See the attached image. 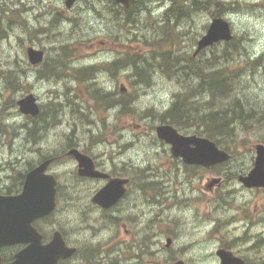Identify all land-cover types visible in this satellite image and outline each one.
I'll list each match as a JSON object with an SVG mask.
<instances>
[{"label":"rangeland","instance_id":"374dc122","mask_svg":"<svg viewBox=\"0 0 264 264\" xmlns=\"http://www.w3.org/2000/svg\"><path fill=\"white\" fill-rule=\"evenodd\" d=\"M126 10L113 0H75L71 8L65 0H0V122L8 124L0 127V193L21 191L19 173L26 174L51 154L58 207L38 223L49 238L60 228L68 241L94 248L91 256L97 255L98 245L104 250L115 246L122 257L143 255L134 252L139 244L133 245L127 229H135L131 233L139 241L151 238L152 257L179 252L164 249L166 233L174 230L184 240L182 248L193 245L198 253L236 235L243 240L247 236L248 242L251 233L264 238V190L239 182L254 167V145L264 144V129L238 130L227 141L231 149L220 144L231 153L230 161L193 168L173 156L171 146L155 132L161 123L158 115L171 105L174 94L183 90L187 95L197 85L183 72L174 76L162 68L179 71L188 61L201 62L207 71L227 66L241 75L240 94L264 105V69L253 63L264 53V0H135ZM216 16L231 22L236 44L221 42L195 56L198 41ZM64 44L73 47L66 66L54 76H40ZM29 46L45 51V64L29 63ZM128 56H138V65L149 68L148 84L134 82L133 65L122 70L111 65ZM90 65L95 68L91 73L77 70ZM13 70L19 83L7 87L2 73ZM121 83L127 85L126 93ZM99 89L113 91L115 98L128 94L135 101V116L120 114L118 106L106 109L97 98ZM29 92L37 96L47 119L52 101L63 105L60 123L47 125L34 143L24 140L27 119L12 105ZM73 147L92 157L102 171L132 179L114 209H98L92 201L106 182L79 176L77 161L66 155ZM221 176L227 179L224 184L209 189L211 179ZM259 252L264 257V242Z\"/></svg>","mask_w":264,"mask_h":264},{"label":"water","instance_id":"95a60500","mask_svg":"<svg viewBox=\"0 0 264 264\" xmlns=\"http://www.w3.org/2000/svg\"><path fill=\"white\" fill-rule=\"evenodd\" d=\"M114 1L129 7L134 0ZM74 2L75 0H66L67 7L71 8ZM233 37L229 21L223 17L214 18L207 33L199 40L196 54L216 42L229 41ZM28 58L32 64H39L44 59V51L29 47ZM17 104L20 111L26 115L36 117L41 111L34 93L26 94ZM156 133L159 139L171 144L173 155L183 158L186 163L211 166L230 158V154L220 149L213 140L196 134L184 135L170 124L158 125ZM255 148V165L247 175H241L239 180L247 187H264V144H257ZM68 154L78 161L80 175L109 177V174L95 168L94 160L89 155L75 148ZM50 162L48 159L26 174L20 193L0 194V248L16 243L26 244L9 264H57L60 258L70 257L76 252L75 247L66 244L60 231H55L52 240L43 244L42 235L33 225L36 219L50 215L57 206V179L53 174L47 173ZM217 180H213L210 186ZM127 182L126 178H110L108 183L96 192L93 201L104 208L112 207L125 194ZM222 253V264H229L234 259L239 260L230 253ZM0 264H3L1 257Z\"/></svg>","mask_w":264,"mask_h":264},{"label":"trees","instance_id":"16d2710c","mask_svg":"<svg viewBox=\"0 0 264 264\" xmlns=\"http://www.w3.org/2000/svg\"><path fill=\"white\" fill-rule=\"evenodd\" d=\"M128 10L126 11L128 12ZM233 44H236V38L231 42H227V45ZM240 48L242 47L240 46ZM71 51H73L72 45L64 44L61 46V52L55 59H60L62 62L51 64L45 72L40 73V76L41 74L44 77L54 76L58 69L66 66L65 58L69 57L68 54ZM137 60L138 56H128L112 62L111 65H114L115 69H122L132 63L135 67L133 73L137 76V82L148 84L151 74L150 70L149 68H141ZM170 60L168 59V62ZM253 63H258L264 69V53L254 59ZM209 67L212 68V66ZM178 69L180 72L176 71V69L171 71L165 68H162V71L167 73L172 72L174 76H179L183 72L185 79L188 78L186 80H191L197 85L191 87L187 95L183 90L174 94L171 107L162 115H158L161 122L172 123L184 130H192L224 146H228L229 143L227 141L229 139L232 140L236 137L238 130L239 132L240 130L248 131L251 130L252 126L264 129L263 101L252 102L240 94L237 85L238 79L241 76L239 73L229 70L227 66L215 70L209 68L207 71V69L202 67L201 62L198 64L194 60L188 61ZM80 70L84 73L86 72V74L89 73L88 68L78 69V71ZM2 74L6 78L7 87L19 83V74L14 70L10 73L6 71ZM128 97V94H122L115 98L114 92L99 89V99L104 102L105 108L117 105L120 107V114L123 112L135 116L136 107L135 105L133 106L135 101H132L134 99L131 96L132 100L128 99ZM51 104L48 119L45 118L44 112L36 118L26 117L27 123L24 124V132L25 134L28 133V136H24V140L27 139V142H30L33 139L32 142L34 143L37 140V134L43 131L47 125L56 126L60 123L59 113L60 110L62 111L63 105L57 103L55 100ZM12 105L16 106L15 100L12 102ZM0 127L8 128V124L1 121ZM261 141L264 142V139ZM228 147L231 149L233 146L229 144ZM29 163L32 162L29 161ZM24 177L25 174L20 172L18 177H16L17 182L23 184ZM6 193H12V191L9 190Z\"/></svg>","mask_w":264,"mask_h":264},{"label":"flooded vegetation","instance_id":"af4514ba","mask_svg":"<svg viewBox=\"0 0 264 264\" xmlns=\"http://www.w3.org/2000/svg\"><path fill=\"white\" fill-rule=\"evenodd\" d=\"M97 167L99 168V166ZM111 175L114 176L113 174ZM222 180L223 181H219L215 185H219V186L223 185L225 179ZM131 183L132 180H130L128 184V190ZM255 189L257 188H251V190H255ZM258 189L264 190V188H258ZM115 206L113 207V209L115 208ZM115 220L117 221L118 218H116ZM129 230L130 229H127L126 232H128L131 235V241L134 240L133 245L136 246L137 244H139L138 250L134 252L141 251L143 255H136L134 253L131 257H122L120 251L117 248H115V246L111 247L110 249L107 248L104 250L103 247L99 248L98 245L97 255L91 256L86 254V252L76 244L66 240L69 246H75L77 248V252L70 257L60 258L57 264H222L223 263V258L221 255L223 254L222 252L230 253L233 257L239 259V260L234 259L229 264H264V257H262L260 252L258 253V247L261 246L262 242H264V238L262 237V235L258 234L259 232L256 234L251 233L250 237L253 239L250 242H248L249 239H247V236L243 240V236L236 235L231 240L220 239L215 249H212V246H210V248L203 246L201 252L198 253L196 249L193 248V245L182 248L181 242L184 240L179 239L180 236L175 234V232H177L178 230H174L172 233L170 232L166 233V245L164 249L168 253V251H170L171 248L175 247V251L176 252L179 251V252H177L175 256L157 255V257L156 256L152 257V256H148L150 253L149 251L150 246L148 241L151 238H147L143 242L142 240L139 241V239L134 238L132 236L131 232H135V229L130 231ZM43 232L46 234L44 230ZM50 239L51 237L44 238L43 242L47 243ZM210 241L211 240H208L207 242ZM236 242L241 243L242 245H234V243ZM13 247L14 246L8 247L9 254L3 256L4 263H10L14 260L13 254L16 251V248ZM17 248L19 247L17 246ZM164 249H161V251L165 253ZM206 252H208L209 255L205 256ZM99 253H101V255H99Z\"/></svg>","mask_w":264,"mask_h":264},{"label":"bare ground","instance_id":"6f19581e","mask_svg":"<svg viewBox=\"0 0 264 264\" xmlns=\"http://www.w3.org/2000/svg\"><path fill=\"white\" fill-rule=\"evenodd\" d=\"M142 9H143V8H142ZM61 62H62V60H60V59H55V60H54V64H58V63H61ZM128 66H129V64H128L127 66H125V68L128 67ZM125 68H122V69H125ZM119 70H121V69H119ZM171 104H172V102H171ZM170 107H171V105H170L166 110H168ZM166 110H165V111H166ZM165 111H164V112H165ZM160 114H161V113H160Z\"/></svg>","mask_w":264,"mask_h":264}]
</instances>
